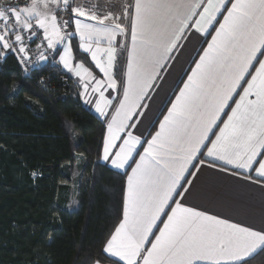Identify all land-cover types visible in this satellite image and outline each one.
Returning <instances> with one entry per match:
<instances>
[{
  "label": "snow or ice",
  "instance_id": "6c2138e0",
  "mask_svg": "<svg viewBox=\"0 0 264 264\" xmlns=\"http://www.w3.org/2000/svg\"><path fill=\"white\" fill-rule=\"evenodd\" d=\"M193 38L174 99L150 120ZM7 58L25 75L61 66L102 125L95 166L126 178L88 264H252L264 254V227L191 202L206 172L264 192V0H0Z\"/></svg>",
  "mask_w": 264,
  "mask_h": 264
},
{
  "label": "trees",
  "instance_id": "16d2710c",
  "mask_svg": "<svg viewBox=\"0 0 264 264\" xmlns=\"http://www.w3.org/2000/svg\"><path fill=\"white\" fill-rule=\"evenodd\" d=\"M75 44L76 58L94 68ZM54 68L25 75L15 58L0 62V264H88L122 207L126 178L95 166L102 125L74 85L60 96ZM43 70L53 87L40 84ZM78 154L89 177L73 198L64 190Z\"/></svg>",
  "mask_w": 264,
  "mask_h": 264
},
{
  "label": "crops",
  "instance_id": "0c3cea01",
  "mask_svg": "<svg viewBox=\"0 0 264 264\" xmlns=\"http://www.w3.org/2000/svg\"><path fill=\"white\" fill-rule=\"evenodd\" d=\"M113 2L118 3V0H113ZM199 44L200 42L196 38L192 39V42L188 45V51L180 57L179 63H176L171 69L172 75L168 76L166 82L162 83L161 88L157 89L159 96L154 97L156 102L151 105V111L146 113L150 120L160 115L157 108L160 107L161 101L167 104L165 97L169 100L174 99L171 90H174V84L178 82L176 78L182 71L188 69L190 64L189 55L195 56L192 49H199ZM92 64L94 68L89 67V69L94 73H98V69L95 68L94 63ZM55 66L61 67L59 65ZM74 87L78 92L79 89L75 84ZM88 110L96 116L94 111ZM162 110L166 113V108ZM191 202L209 209L212 214L220 215L223 218H231L233 222H241L256 229L264 227V192H261L257 187H248L244 182L237 181L228 174L206 172L201 176Z\"/></svg>",
  "mask_w": 264,
  "mask_h": 264
},
{
  "label": "built area",
  "instance_id": "2783aa9c",
  "mask_svg": "<svg viewBox=\"0 0 264 264\" xmlns=\"http://www.w3.org/2000/svg\"><path fill=\"white\" fill-rule=\"evenodd\" d=\"M111 2L113 3V0H111ZM33 47H35V45H33ZM45 66V65H42ZM42 66L38 67V68H34L33 70H31L30 75L32 73H34L37 69L41 68ZM44 81V83L42 84L41 81ZM39 81L40 84L43 87H53L54 86V82H52L50 75L48 73V71L43 70L41 71L40 75H39ZM57 81H58V89H59V94L60 96L64 99L67 98L68 95L70 94V91L73 88L74 83L70 80H68L61 72L57 73Z\"/></svg>",
  "mask_w": 264,
  "mask_h": 264
},
{
  "label": "rangeland",
  "instance_id": "374dc122",
  "mask_svg": "<svg viewBox=\"0 0 264 264\" xmlns=\"http://www.w3.org/2000/svg\"><path fill=\"white\" fill-rule=\"evenodd\" d=\"M76 164L77 172L67 190H64V192L70 193L73 198L78 196L81 183L89 177V164L83 155L78 154L76 156Z\"/></svg>",
  "mask_w": 264,
  "mask_h": 264
}]
</instances>
